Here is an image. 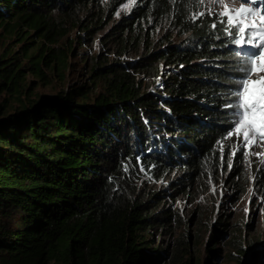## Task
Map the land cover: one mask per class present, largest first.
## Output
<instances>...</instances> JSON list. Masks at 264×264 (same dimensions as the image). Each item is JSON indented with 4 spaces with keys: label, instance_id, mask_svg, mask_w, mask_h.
Returning <instances> with one entry per match:
<instances>
[{
    "label": "trees",
    "instance_id": "16d2710c",
    "mask_svg": "<svg viewBox=\"0 0 264 264\" xmlns=\"http://www.w3.org/2000/svg\"><path fill=\"white\" fill-rule=\"evenodd\" d=\"M125 1L0 0V264H159L151 236L177 216L167 199L227 169L217 141L238 49L214 16L188 19L204 7L138 0L113 21ZM102 30L100 52L79 56L83 82L33 93L64 82ZM242 160L233 184L255 173L264 196V166ZM237 247L264 264V246Z\"/></svg>",
    "mask_w": 264,
    "mask_h": 264
},
{
    "label": "rangeland",
    "instance_id": "374dc122",
    "mask_svg": "<svg viewBox=\"0 0 264 264\" xmlns=\"http://www.w3.org/2000/svg\"><path fill=\"white\" fill-rule=\"evenodd\" d=\"M126 3L127 0L122 5ZM122 5L116 9L113 21L129 12L122 9ZM235 6L238 7L239 4ZM106 15V21H109L110 10ZM111 23L112 21L108 22L105 30ZM74 33L75 30L71 32L72 37ZM105 34L104 30L96 33V38L89 47L78 49V54L71 59L72 66L64 82H54L48 87L35 85L33 93H55L67 89L68 85L83 82L85 64L79 56L84 52L89 56L99 53V42ZM17 48L18 46L14 47V50ZM236 143L235 137L226 140L227 153L223 160L226 159L227 169L218 167V171H214L206 182L198 181L190 186L187 196L167 199L168 207H171L177 216L165 231H153L151 236L150 246L163 252L159 264H255L250 256L238 261L240 257L236 252L237 242H242L245 246L250 245L249 254L257 247L264 246V196L253 182L252 176L255 173L246 178L242 177L240 186L233 184L235 179L232 169L228 168V160ZM251 151L264 152V144L253 147ZM242 158V162L248 165L250 171H257L264 166L261 158L255 155L250 156L251 163L244 159L243 154ZM250 188L253 189L254 195L249 193Z\"/></svg>",
    "mask_w": 264,
    "mask_h": 264
},
{
    "label": "snow or ice",
    "instance_id": "6c2138e0",
    "mask_svg": "<svg viewBox=\"0 0 264 264\" xmlns=\"http://www.w3.org/2000/svg\"><path fill=\"white\" fill-rule=\"evenodd\" d=\"M137 2L127 0L122 9L130 11ZM237 3L238 7L235 6ZM186 4L192 9L205 8L204 11L191 12L188 19L192 22L214 16L215 20L210 26L213 29L222 26L238 49L236 56L240 58L238 71L241 75L230 92L232 101L225 105L232 110L230 130L222 140L217 141L221 163L226 151L224 141L232 137L236 138L237 143L228 160L229 170L233 167L232 160L241 152L249 163L253 155L260 157L264 163V152L251 151L253 147L264 144V0H186ZM249 193L254 195L253 189L250 188ZM245 212H248L247 208Z\"/></svg>",
    "mask_w": 264,
    "mask_h": 264
}]
</instances>
